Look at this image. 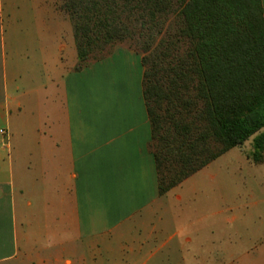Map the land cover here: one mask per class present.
Listing matches in <instances>:
<instances>
[{"label": "crops", "instance_id": "obj_1", "mask_svg": "<svg viewBox=\"0 0 264 264\" xmlns=\"http://www.w3.org/2000/svg\"><path fill=\"white\" fill-rule=\"evenodd\" d=\"M56 14L68 28L53 27ZM142 57L120 48L77 71L74 27L56 0H0V264L255 258L256 230L254 241L231 236L232 223L256 226L254 190H218L217 224L198 179L218 177L205 169L160 196Z\"/></svg>", "mask_w": 264, "mask_h": 264}, {"label": "trees", "instance_id": "obj_2", "mask_svg": "<svg viewBox=\"0 0 264 264\" xmlns=\"http://www.w3.org/2000/svg\"><path fill=\"white\" fill-rule=\"evenodd\" d=\"M63 9L77 71L136 42L160 196L252 138V163L264 164V0H65ZM124 13L137 14L139 32Z\"/></svg>", "mask_w": 264, "mask_h": 264}, {"label": "rangeland", "instance_id": "obj_3", "mask_svg": "<svg viewBox=\"0 0 264 264\" xmlns=\"http://www.w3.org/2000/svg\"><path fill=\"white\" fill-rule=\"evenodd\" d=\"M65 4V0H56V6L59 9H62ZM129 13L123 14V20L126 21L130 27L139 32L141 28V20L137 21L135 19L137 17V14L131 19L127 20ZM52 23V21H51ZM73 25V24H72ZM53 27L57 30L58 28L64 27L65 29L68 28V21L64 19H60L58 14H56V17L54 18V24ZM66 37V36H65ZM137 38H139V35H137ZM57 39H56V48H57ZM133 44H136V42L127 41L123 44H118L117 46L113 47H107L102 53L96 52L94 53L93 61L96 58H102V57H110L117 49L124 48L128 50L135 51L131 48ZM96 57V58H95ZM95 58V59H94ZM254 139L252 138L250 141H248L242 148H235L210 164L208 167L205 168V172L212 174L214 176H217V180L214 185L211 184V182H208V180H200L198 179V186L201 189L208 188L209 193L213 197L214 202L211 204L210 208L208 209L207 213L209 214V219L214 220L217 224V221L220 219L218 215L212 216L211 214L218 209V206L221 205L218 201L220 198L221 192L218 190H221L223 188L230 187L232 189H238L243 188L244 191L248 189H252L255 192L256 199L258 201H264V194L262 193V189H264V164L261 165H255L252 163V157L250 156L254 152ZM247 157L249 158L250 162L247 161ZM242 182V184H240ZM211 185H210V184ZM262 187V188H260ZM246 192V191H245ZM247 200V220L251 219L253 223H255L256 226L253 227H243L240 224H234L232 223L231 227V236L236 238L237 240L243 241V238L246 237L247 242H249L251 239L254 241L252 237L253 231H257V239L254 241V243L251 244V247L254 248V256L255 258H245V257H239L236 260H228V259H222L221 256L222 252H219L216 250V252H219V258L214 260V264H229L231 261V264H264V202H258L259 204L256 206H252V204L248 201L249 199L246 197ZM246 202V201H244ZM231 217L233 215L231 214ZM219 233L215 232L216 236ZM218 239V238H217ZM251 240V241H252ZM240 247V251H242L241 242L238 243ZM222 244L216 241L215 248H222ZM239 256H242L241 253ZM257 256V257H256ZM221 257V258H220ZM169 262V261H167ZM173 264L172 261L171 263Z\"/></svg>", "mask_w": 264, "mask_h": 264}, {"label": "built area", "instance_id": "obj_4", "mask_svg": "<svg viewBox=\"0 0 264 264\" xmlns=\"http://www.w3.org/2000/svg\"><path fill=\"white\" fill-rule=\"evenodd\" d=\"M0 132H1V134H4V133H5V131H3V130H2V131H0Z\"/></svg>", "mask_w": 264, "mask_h": 264}]
</instances>
